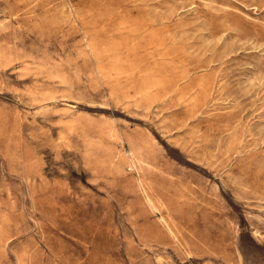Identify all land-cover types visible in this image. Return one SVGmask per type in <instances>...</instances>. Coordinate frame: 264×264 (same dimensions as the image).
<instances>
[{"label":"rangeland","instance_id":"374dc122","mask_svg":"<svg viewBox=\"0 0 264 264\" xmlns=\"http://www.w3.org/2000/svg\"><path fill=\"white\" fill-rule=\"evenodd\" d=\"M0 264H264V0H0Z\"/></svg>","mask_w":264,"mask_h":264}]
</instances>
